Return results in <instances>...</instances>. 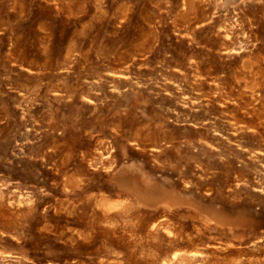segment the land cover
Returning <instances> with one entry per match:
<instances>
[{
    "label": "rangeland",
    "instance_id": "1",
    "mask_svg": "<svg viewBox=\"0 0 264 264\" xmlns=\"http://www.w3.org/2000/svg\"><path fill=\"white\" fill-rule=\"evenodd\" d=\"M0 264H264V0H0Z\"/></svg>",
    "mask_w": 264,
    "mask_h": 264
},
{
    "label": "bare ground",
    "instance_id": "2",
    "mask_svg": "<svg viewBox=\"0 0 264 264\" xmlns=\"http://www.w3.org/2000/svg\"><path fill=\"white\" fill-rule=\"evenodd\" d=\"M115 201V200H114ZM113 200L112 201H107L106 199H104V204L105 205H108V203H109V205L110 206H112V207H114V205L117 203V202H114ZM108 207V206H107Z\"/></svg>",
    "mask_w": 264,
    "mask_h": 264
}]
</instances>
